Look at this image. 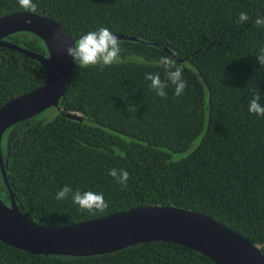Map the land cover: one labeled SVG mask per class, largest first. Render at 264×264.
<instances>
[{
    "label": "trees",
    "instance_id": "trees-1",
    "mask_svg": "<svg viewBox=\"0 0 264 264\" xmlns=\"http://www.w3.org/2000/svg\"><path fill=\"white\" fill-rule=\"evenodd\" d=\"M40 15L72 36L100 27L135 35L120 40V62L103 70L77 64L61 107L9 128L2 154L22 211L34 222L64 226L138 206H176L215 218L260 246L264 254V117L248 111L254 93L264 104V0H33ZM25 11L0 0V17ZM246 12L247 22L238 23ZM7 40L47 54L30 32ZM159 43L160 45H157ZM167 48L169 50H167ZM162 56L184 67L187 86L167 98L150 89L147 73ZM46 81L42 63L0 46V108ZM81 115L82 120L67 116ZM112 168L130 173L122 189ZM73 192L103 193L104 211L81 210ZM0 197L10 193L0 166ZM0 264H218L172 241H148L89 256L36 254L0 239Z\"/></svg>",
    "mask_w": 264,
    "mask_h": 264
},
{
    "label": "water",
    "instance_id": "water-1",
    "mask_svg": "<svg viewBox=\"0 0 264 264\" xmlns=\"http://www.w3.org/2000/svg\"><path fill=\"white\" fill-rule=\"evenodd\" d=\"M27 19L32 21L31 24L25 23ZM22 31L41 38L47 54L6 39ZM114 34L121 40L142 41L135 35ZM81 36L70 35L59 22L38 13L17 11L0 17V46L22 51L40 61L46 71L43 85L11 99L0 108V166L10 193L9 203L0 197V239L36 254L71 256L109 253L148 241H172L199 251L218 264H264V254L259 245L215 218L187 208L138 206L64 226L38 224L22 211L5 167L2 154L4 134L16 123L49 108H62L61 99L67 92L76 66L64 50ZM66 115L83 119L79 114Z\"/></svg>",
    "mask_w": 264,
    "mask_h": 264
},
{
    "label": "clouds",
    "instance_id": "clouds-1",
    "mask_svg": "<svg viewBox=\"0 0 264 264\" xmlns=\"http://www.w3.org/2000/svg\"><path fill=\"white\" fill-rule=\"evenodd\" d=\"M18 4L25 11L30 13L37 12V4L33 0H18ZM249 16L246 12L239 13L238 23L247 22ZM31 20H25L26 24H31ZM255 26L264 27V17L258 16L254 21ZM64 51L71 57L74 62L83 68L99 66L101 70L120 62L121 45L118 37L107 27H100L96 30L89 31L82 35L74 44L68 46ZM261 55L256 59L264 67V48H261ZM159 65L164 70V79H161L159 73H147L145 79L150 81V89L156 95L167 98L166 88L169 84L174 86V94L179 97L183 94L187 82L183 78L184 67L178 64L170 56H162ZM261 96L254 93L248 102V111L254 115L264 117V104H261ZM109 175L121 185V188H127L130 173L124 169L112 168ZM71 195L72 202L79 206L81 210L87 211H104L108 207V202L104 199L103 193L93 191L73 192V189L65 185L56 194L57 200H65Z\"/></svg>",
    "mask_w": 264,
    "mask_h": 264
},
{
    "label": "rangeland",
    "instance_id": "rangeland-1",
    "mask_svg": "<svg viewBox=\"0 0 264 264\" xmlns=\"http://www.w3.org/2000/svg\"><path fill=\"white\" fill-rule=\"evenodd\" d=\"M55 110H56V108L52 107V108H49V109L45 110V111L43 112V114L49 116V115H52V113H53Z\"/></svg>",
    "mask_w": 264,
    "mask_h": 264
}]
</instances>
